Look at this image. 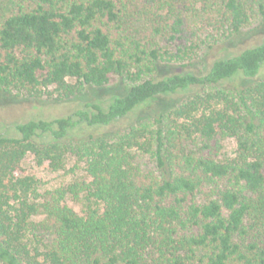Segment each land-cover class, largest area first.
<instances>
[{
	"label": "trees",
	"instance_id": "obj_1",
	"mask_svg": "<svg viewBox=\"0 0 264 264\" xmlns=\"http://www.w3.org/2000/svg\"><path fill=\"white\" fill-rule=\"evenodd\" d=\"M254 17L264 0H21L0 15V95L79 101L0 130V264H264V38L192 68ZM117 80L120 95L98 96ZM27 155L83 174L41 190Z\"/></svg>",
	"mask_w": 264,
	"mask_h": 264
},
{
	"label": "rangeland",
	"instance_id": "obj_2",
	"mask_svg": "<svg viewBox=\"0 0 264 264\" xmlns=\"http://www.w3.org/2000/svg\"><path fill=\"white\" fill-rule=\"evenodd\" d=\"M21 0H0V15L8 16L15 9V6ZM264 38V24L259 17H254L251 23L246 27L236 38L232 41L219 44L211 51L204 49L200 52L199 58L196 60L195 65L192 67L196 71L205 69L210 61L217 57L222 56L224 53H238L245 48L257 45ZM166 71H173L166 69ZM264 79V67L256 80ZM252 81H249L251 83ZM241 84L240 80L231 82L229 85ZM125 88L123 82L117 80L105 89L97 91L98 96L102 99H108L115 95H120ZM93 94L87 93L85 98L92 97ZM185 95H175L163 100L153 101L144 107L134 111L127 118L119 121L116 125L111 126L109 129L102 131L103 133L117 132L127 129L130 125L136 122L141 116L152 115L158 110H168L179 103ZM84 98V99H85ZM78 100L72 99L64 102H56L51 99H29L17 100L4 95H0V130L12 123H24L32 119H54L69 115L78 104ZM235 150V141L232 138H227L223 142L222 157L232 158ZM68 167L74 168L76 166V158L73 156L68 157ZM139 162L145 168L151 167V162L147 157L139 159ZM22 168L27 175L34 176L41 184V190H51L61 185L68 184L75 177L81 178L83 171L81 168L77 169L74 174L51 173L46 168H39L35 165L33 157L27 155L22 162ZM66 205L73 209L76 213L81 214V205L74 200L68 198L65 201Z\"/></svg>",
	"mask_w": 264,
	"mask_h": 264
}]
</instances>
